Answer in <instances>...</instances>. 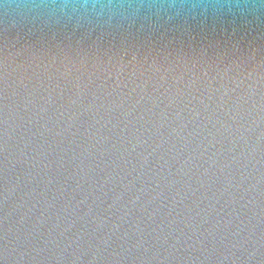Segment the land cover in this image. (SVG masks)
I'll list each match as a JSON object with an SVG mask.
<instances>
[{
	"label": "water",
	"instance_id": "95a60500",
	"mask_svg": "<svg viewBox=\"0 0 264 264\" xmlns=\"http://www.w3.org/2000/svg\"><path fill=\"white\" fill-rule=\"evenodd\" d=\"M32 15L10 9L5 31L0 7V255L15 240L19 264H58L71 224L81 240L60 264H87L115 222L96 264H264V52L250 55L251 37L29 31Z\"/></svg>",
	"mask_w": 264,
	"mask_h": 264
},
{
	"label": "clouds",
	"instance_id": "9594fccd",
	"mask_svg": "<svg viewBox=\"0 0 264 264\" xmlns=\"http://www.w3.org/2000/svg\"><path fill=\"white\" fill-rule=\"evenodd\" d=\"M0 7L3 10L5 31H7L9 10L17 9L26 10L33 14L31 18H25L27 24L31 25L29 31L59 28L71 33L83 32L91 35L100 32L113 35L115 33L130 34L133 30L136 32H156L177 27H182L185 30H189L190 26L199 27L201 30L211 27L213 31L219 28L222 33H227L233 38L237 35L240 36L241 40L251 37L248 44L250 55L253 57L264 52V0H25L22 3L0 0ZM239 44L240 41H236L234 50H239ZM252 45L255 46L252 47ZM5 74H7V68H5ZM5 84L7 86V80H5ZM4 123L7 125L8 120L5 119ZM147 162L148 158L144 157L141 167L145 166ZM214 162L215 160H213ZM119 198L118 195L116 199ZM93 221L98 227L107 223L106 219L98 217H93ZM44 223L46 220L43 215L36 217L31 230L25 236V240L30 239L38 232L39 227ZM71 227L72 225L69 224L59 233L65 237L67 245L58 251L53 250L58 264L64 260V253L73 245H78L81 240V233L79 232L72 237L66 235ZM133 230L137 234L143 231L139 225H134ZM118 231L119 225L113 222L109 232L100 235L95 245H90V258L87 264H96L103 258V252L111 247L112 234ZM126 236L127 233L122 238H126ZM55 239L56 237L52 236L51 240L43 242V247L33 248L32 252L38 255ZM143 243V239H141L131 247L122 249L121 253L114 252L113 255L124 254V258L127 259V255L133 249L141 247ZM148 250L145 248V251ZM174 250L175 245H169V255ZM28 254L27 250H21L17 246L15 240L8 241L3 254L0 255V264H8L10 257L16 264H19ZM158 255V251L154 253V257ZM72 264H85V261L81 256L73 255Z\"/></svg>",
	"mask_w": 264,
	"mask_h": 264
}]
</instances>
